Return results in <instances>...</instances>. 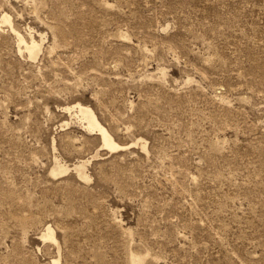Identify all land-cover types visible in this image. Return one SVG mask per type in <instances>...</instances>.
<instances>
[{
    "label": "rangeland",
    "instance_id": "obj_1",
    "mask_svg": "<svg viewBox=\"0 0 264 264\" xmlns=\"http://www.w3.org/2000/svg\"><path fill=\"white\" fill-rule=\"evenodd\" d=\"M0 12L44 44L32 62L0 30V264H264V0Z\"/></svg>",
    "mask_w": 264,
    "mask_h": 264
},
{
    "label": "bare ground",
    "instance_id": "obj_2",
    "mask_svg": "<svg viewBox=\"0 0 264 264\" xmlns=\"http://www.w3.org/2000/svg\"><path fill=\"white\" fill-rule=\"evenodd\" d=\"M105 7H109V5L106 4ZM3 26H7V28H9V30H11L10 32H12V34L15 36V39L17 41V43H16V41H15V43H16V45H18L16 47H18V51L21 54L27 55V57L29 58V61H32V62L37 61L39 59L41 54H43V52H44V44H43L42 38L39 41L40 37L37 40L35 37L31 36V38L29 40H27L29 38V36L26 39L25 36L22 35V33L19 31V29L16 28L15 23L12 21L11 16L7 12H3L0 15V30ZM7 33H9V31ZM121 37H122V35H121ZM124 39H127V38H124ZM13 41H14V38H13ZM15 43H13V44H15ZM22 58H24V57H21V59ZM63 110L67 111V112L75 111L77 113L79 119H81L82 123H84L86 125V128L89 131V133L91 135H97L100 137L102 150L108 151L110 153H115V152H119L122 150H126L128 148V146L120 145L114 140L113 136L110 134V132L104 126H102V124L99 122L98 117L96 116L95 112L90 107L84 106L80 103H75L73 105L66 106L65 108H63ZM67 125H68V123H64L62 125V127H66ZM87 130H85V131H87ZM144 149H146V146H144ZM85 168H86V163H82L80 166L76 167V171H77V174H78L80 179H82L84 181H89L90 177H88V175L85 171L86 170ZM65 171H66V169H64L61 166H58L55 170V172H57V174H55V176L60 175L61 173H64ZM42 238L44 240L53 242V244L57 243L55 233L50 227H47L44 230V232L42 234ZM129 256H130V264H144L145 263V257H143L141 255H136V254L132 253ZM53 264H59V263L54 261Z\"/></svg>",
    "mask_w": 264,
    "mask_h": 264
}]
</instances>
